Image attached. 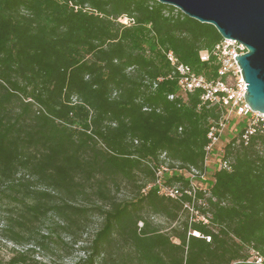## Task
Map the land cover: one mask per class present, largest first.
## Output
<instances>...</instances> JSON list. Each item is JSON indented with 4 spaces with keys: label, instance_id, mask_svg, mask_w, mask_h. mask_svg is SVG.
<instances>
[{
    "label": "trees",
    "instance_id": "trees-1",
    "mask_svg": "<svg viewBox=\"0 0 264 264\" xmlns=\"http://www.w3.org/2000/svg\"><path fill=\"white\" fill-rule=\"evenodd\" d=\"M221 39L212 24L157 0H0L7 236L51 249L62 234L76 242L97 218L86 255L64 264H256L247 262L250 249L264 258V120L246 143L249 124L235 121L219 143L230 168L216 169L208 195L197 190L193 202L209 225L190 223L180 200L146 188L163 153L169 167L201 169L207 128L220 116L201 101V89L179 92L166 52L209 78ZM182 177L174 171L165 180ZM124 185L130 198L117 197ZM156 215L178 223L161 231ZM31 251L2 264H40Z\"/></svg>",
    "mask_w": 264,
    "mask_h": 264
},
{
    "label": "built area",
    "instance_id": "built-area-1",
    "mask_svg": "<svg viewBox=\"0 0 264 264\" xmlns=\"http://www.w3.org/2000/svg\"><path fill=\"white\" fill-rule=\"evenodd\" d=\"M118 20L125 24L128 21L126 17L125 20L121 18ZM246 50L245 45L241 42L222 38L211 50L217 64V70L215 76L209 78L194 73L188 65L180 62L171 50L166 52L167 60L174 72L177 73L179 92L184 95L195 89H201V101L207 106H216L220 110L219 118L211 120L206 131L207 144L204 147L203 167L201 169L194 167L179 168L177 164L169 167V160L163 153L161 158L164 161L153 168L155 178L146 186V188L155 187L160 195L180 200L183 208L188 211L190 223L193 221L201 222L204 225L210 224L209 214L200 212L193 205V202L197 190H201L204 195H208V188L213 180L212 173L216 169L228 170L230 168V161L225 157L224 150L220 148L219 143L234 133V130L231 129H234L235 121L247 120L249 126L241 134L246 143L248 135L253 131L252 125H255L259 120H264V114L253 111L244 99L247 83L243 80L241 68L235 56L245 53ZM208 57L209 52L204 51L201 53V60L205 61ZM172 97L173 95H169V98ZM174 171L183 175L182 180L171 183L166 182L165 177L168 176V173ZM184 195L191 196L192 200H182ZM205 207L206 203L204 202ZM141 224L139 222V226ZM191 234L203 236L198 231H192ZM205 238L207 241L210 240L209 236H205ZM247 262L264 264V258L254 249H250Z\"/></svg>",
    "mask_w": 264,
    "mask_h": 264
},
{
    "label": "water",
    "instance_id": "water-1",
    "mask_svg": "<svg viewBox=\"0 0 264 264\" xmlns=\"http://www.w3.org/2000/svg\"><path fill=\"white\" fill-rule=\"evenodd\" d=\"M188 17L212 24L222 38L246 47L235 56L245 86L244 99L253 111L264 114V0H157Z\"/></svg>",
    "mask_w": 264,
    "mask_h": 264
},
{
    "label": "rangeland",
    "instance_id": "rangeland-1",
    "mask_svg": "<svg viewBox=\"0 0 264 264\" xmlns=\"http://www.w3.org/2000/svg\"><path fill=\"white\" fill-rule=\"evenodd\" d=\"M121 19L125 20V17H121ZM231 130L233 131L234 129L232 128ZM132 194L131 188L125 187L124 185L120 189L117 197L130 198ZM152 222L155 225H158L159 229L164 232L170 231V229L178 223V221L170 222L159 215L154 216ZM3 225V220H0V264L6 262L11 256H13L15 251H23L28 247H33V251L29 253L30 260L32 261H36L40 264H64L76 261L86 255L83 247L92 237L94 230L98 226V220L97 218H93L76 242L71 241L66 234H62V242L51 243V249L31 244V242L27 243L26 241L16 243L7 236L3 230ZM39 229L40 233L46 234L49 231L47 222L42 224Z\"/></svg>",
    "mask_w": 264,
    "mask_h": 264
}]
</instances>
